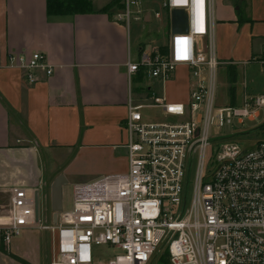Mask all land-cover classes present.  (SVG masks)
I'll return each mask as SVG.
<instances>
[{
  "label": "built area",
  "instance_id": "built-area-1",
  "mask_svg": "<svg viewBox=\"0 0 264 264\" xmlns=\"http://www.w3.org/2000/svg\"><path fill=\"white\" fill-rule=\"evenodd\" d=\"M123 1L115 20L128 30L131 21L152 20L138 11L142 0ZM161 10L170 30L165 52L139 53L126 61V72L130 80L140 74L164 84L184 66L187 101L155 93L150 103L130 99L126 172L73 184L72 208L58 213L55 224L39 226L33 197L12 188L7 205H0V259L24 229L38 228L53 236L50 264H151L161 248H167L170 264H264V141L242 149L233 136L210 133L257 120L264 114V95L244 94L240 105L215 108L214 0H162ZM173 10L186 13L185 34H171ZM161 18L154 11L153 19ZM6 59V67L23 71L30 84L38 81L37 73L49 78L53 72L41 52ZM151 109L164 121L145 119L142 111ZM98 247L111 253L100 260Z\"/></svg>",
  "mask_w": 264,
  "mask_h": 264
},
{
  "label": "crops",
  "instance_id": "crops-1",
  "mask_svg": "<svg viewBox=\"0 0 264 264\" xmlns=\"http://www.w3.org/2000/svg\"><path fill=\"white\" fill-rule=\"evenodd\" d=\"M99 2L92 1L90 14L47 17L46 0H0V197H8L14 187L26 189L51 224V187L58 177L65 182L60 202L65 211L66 187L126 172L127 104L130 99L141 102L133 96V82L144 93L141 98L149 99L155 93L183 103L166 98V85H180L188 96L184 66L164 84L140 74L128 78L125 64L132 61L130 32L111 13H98ZM228 2L230 19H215L219 43L217 46L213 37V46L218 68L236 75L238 67L251 63L264 47V0ZM162 14L163 19L166 15ZM164 46L150 47L140 41L134 59L141 52ZM34 52L46 55L53 72L49 78L37 73L38 81L30 84L23 71L6 67V58ZM46 154L56 157L59 164L48 173L43 165ZM35 230L27 228L22 233L32 235ZM37 245H32L31 252L9 251L30 264H39ZM0 260L1 264H20L6 257Z\"/></svg>",
  "mask_w": 264,
  "mask_h": 264
},
{
  "label": "rangeland",
  "instance_id": "rangeland-1",
  "mask_svg": "<svg viewBox=\"0 0 264 264\" xmlns=\"http://www.w3.org/2000/svg\"><path fill=\"white\" fill-rule=\"evenodd\" d=\"M114 0H101L100 5L93 4L94 7L97 8L101 6L102 8L110 5ZM215 1V19L220 21H227L230 19V11L226 8L227 5L229 7L228 0H219ZM161 2L162 0H142L141 4L138 8V11L142 13V15L150 14L152 20L149 23H145L143 20L140 21H131L129 26L130 39H131V48H132V61L134 59V52L136 50V46L138 42H144L146 46H158L162 43L165 45L168 43V38L170 34V30L168 28H164V21L161 18L159 21L153 19L154 11L159 10L162 14L161 10ZM120 9H116V7L110 9L108 13L114 15L122 13V8H124V1H119ZM118 3V4H119ZM132 10H135L132 8ZM141 15V16H142ZM163 16V14H162ZM230 38L233 36L229 34ZM232 35V36H231ZM213 37L216 45L218 46V29L214 27ZM228 37V36H227ZM228 37V39H229ZM151 40L153 42H146ZM156 40V42H154ZM231 86L229 81V76L226 73V69L224 67L217 68L216 70V96H215V108H224L230 105V97L228 95L229 87ZM237 94L236 105H240L242 102L243 94L246 96H254V95H264V47L261 49L260 56H255L252 58V62L245 66H239L237 69V73L235 75V82L233 83ZM138 89L137 84L135 82L132 83L133 96L138 97L140 101L147 100L146 97L141 98L144 94L141 90ZM158 89V88H156ZM165 96L166 98L174 101H182L185 103L187 101V97L185 96V91L182 89L180 85H166L165 87ZM136 95V96H135ZM141 96V97H140ZM147 103H150L147 100ZM142 115L145 119L151 120L154 122L164 121L165 117L162 116L159 110L151 109L142 111ZM264 124V114H260V116L254 122H245L242 126L237 128L232 127H224L220 131H215L214 129L210 131L212 134V138H216L214 134L218 135L217 138H228L232 137V141L237 143L242 149H249L253 147L256 143L264 141V128L261 126ZM231 141V139H230ZM208 152H206V162L208 161ZM45 171H50L54 165H58V160L56 157H52L50 154L44 155L43 158ZM61 167V164H60ZM8 197L1 196L0 197V205H7ZM72 208V196H71V187L68 186L64 189V198H63V210L68 211ZM39 226L51 225L50 219L47 215V218L44 214L43 207L39 205ZM38 227V226H37ZM33 234H26V232L21 233L17 238L14 239L13 243H11L10 248L11 252L14 250H18L19 253L23 251H33L32 245L38 243V255L40 259L39 264H50L53 257V236L50 231H42L38 228ZM31 236V239H30ZM16 246V248L14 247ZM164 248L159 250V254L162 253ZM97 256L100 260L108 257V253H111V250L105 247H98L96 249ZM115 251H112V253ZM157 253V254H158ZM28 254V253H27ZM13 261H17L20 264H30L26 260H22L9 252H6L4 256ZM14 257L16 259H14ZM157 258V257H156ZM155 258V260H156ZM154 260V262H155ZM3 264H6L3 262ZM154 264V263H153Z\"/></svg>",
  "mask_w": 264,
  "mask_h": 264
},
{
  "label": "trees",
  "instance_id": "trees-1",
  "mask_svg": "<svg viewBox=\"0 0 264 264\" xmlns=\"http://www.w3.org/2000/svg\"><path fill=\"white\" fill-rule=\"evenodd\" d=\"M92 1L94 0H46L45 10L47 17H57V16H75V15H86L93 12ZM121 0H114L110 5L105 8L99 9L98 13H107L110 9L116 7L120 9L119 6ZM119 3V4H118ZM246 2H244V8H246ZM123 9V8H122ZM162 53L165 52L164 47H159ZM141 76V75H140ZM229 81L231 86L228 90V95L230 97V105L236 104V89L233 86L235 82V73L229 72ZM140 78L139 76L137 77ZM157 257V258H156ZM156 258V260H155ZM14 259H16L14 257ZM155 260V262H154ZM170 264L169 262V252L167 248H164L161 254H156L151 264Z\"/></svg>",
  "mask_w": 264,
  "mask_h": 264
},
{
  "label": "water",
  "instance_id": "water-1",
  "mask_svg": "<svg viewBox=\"0 0 264 264\" xmlns=\"http://www.w3.org/2000/svg\"><path fill=\"white\" fill-rule=\"evenodd\" d=\"M170 16V28L171 34H185L187 32V15L183 10H173L169 14ZM64 180L60 176L58 177L51 187V212L53 213L54 222L56 223L57 214L61 212L60 202H61V189L64 185ZM34 200V216L35 221L39 220V208L38 203L35 198Z\"/></svg>",
  "mask_w": 264,
  "mask_h": 264
}]
</instances>
